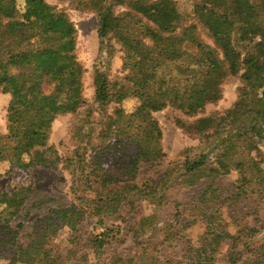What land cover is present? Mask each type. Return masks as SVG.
Returning <instances> with one entry per match:
<instances>
[{"label":"trees","instance_id":"obj_1","mask_svg":"<svg viewBox=\"0 0 264 264\" xmlns=\"http://www.w3.org/2000/svg\"><path fill=\"white\" fill-rule=\"evenodd\" d=\"M74 2L97 15L100 52L112 58L117 51L114 41L123 53V76L112 79L96 69L92 101L84 94L86 69L76 54L77 28L68 13L47 0H0V92L10 95L6 132H0V166L8 162L10 169L24 170L62 163L72 173L70 189L78 198L63 204L38 196L26 185L0 190V250L13 249L7 264H67L77 259L96 264L87 253H79L90 246L95 255L104 254L116 236L104 218L119 213L123 204L134 210L138 200L161 206L167 201L166 190L174 185L198 186V202L187 220L178 211L173 221L164 222V241L183 237L202 219L206 229L198 246L188 249L185 264H216L228 234L222 208L232 210L234 221L254 213L241 211L244 199L252 196L264 203V152L260 149L264 141V0H193L194 17L212 44L195 22H188L176 0ZM151 5L155 7L148 9ZM247 50L253 51L256 63L245 69L242 56ZM239 74L241 101L223 114L209 116L202 150L171 162L157 184L136 181L143 163H160L165 156L163 133L154 113L173 107L186 116L197 115L221 99L227 76ZM128 98L137 101L131 112L121 106ZM112 103L116 105L108 111ZM80 112L88 122L99 114L95 123L100 127V143L91 148L90 159L82 155L85 146L63 157L49 145L48 123L59 115ZM111 155L116 156L111 165L122 176L103 167ZM232 172L237 173L235 180L220 179ZM27 205L41 215L22 241L25 225L12 221ZM86 216L97 217L102 229L82 244L78 232ZM156 218L155 212L143 216L129 228L139 252L128 264L146 263L148 258L149 264H156L153 251L158 242L151 240L145 246L140 241L157 227ZM262 227L245 225L232 235L227 264L237 263L242 241L252 253L247 264H264V242L250 245ZM60 229L69 232L73 244L65 251L54 243ZM116 255L103 264H125Z\"/></svg>","mask_w":264,"mask_h":264},{"label":"rangeland","instance_id":"obj_2","mask_svg":"<svg viewBox=\"0 0 264 264\" xmlns=\"http://www.w3.org/2000/svg\"><path fill=\"white\" fill-rule=\"evenodd\" d=\"M59 9L65 10L71 20L74 22L77 28V46L76 54L78 60L84 65L86 69L83 75L84 82V94L88 100H94L95 87L93 78L96 69L106 71L110 78H118L123 76V53L120 51V45L112 42L117 51H115L112 58L109 59L108 54L100 52V38L98 36V18L93 11L83 10L76 6L74 0H47ZM177 6L181 12L185 14L188 22H195L198 25L202 37L209 43H213L209 37L207 30L204 28L201 22H199L192 12L193 0H176ZM155 6L151 5L148 9H153ZM253 51L247 50L243 53L242 59L244 60V68L251 67L256 61L254 60ZM244 71V70H243ZM243 85L242 79L239 75L227 76L222 84V97L215 103L207 105L206 109L194 116H186L181 111L167 107L161 111L155 112L154 117L159 121L163 136L161 139V145L165 156L160 163L149 164L143 163L139 170L136 181L151 182V184H157L163 176L165 170L171 162L184 159L189 153L194 156L200 152L204 147L203 134L208 130L209 116L213 114H223L228 109L234 108L236 104L241 101V87ZM10 101V95L0 92V132H6V114L7 107ZM115 103H112L108 107V111H112L115 107ZM137 105V101L134 98H128L121 103V106L126 111L131 112ZM97 108V106H96ZM94 116L98 119L100 116L96 112ZM92 121H87L83 113L77 115L65 114L59 115L54 120L48 123L51 128V137L49 145H53L59 154L63 157L68 156L73 152L77 146H85V154H82L84 158L90 159L91 148L94 144H99L97 140L99 125ZM182 123L178 124L177 121ZM260 149L264 152V141L260 143ZM84 150L81 148L80 152ZM115 155H111V159L103 164V167L109 172H112L118 176L121 175V171H118V167L111 165ZM0 190H10L11 188L19 185L31 186L38 192V196L47 195L50 198H54L63 204H72L78 201L75 193L70 189L72 184V173L64 168L62 163H59L55 168H46L43 166H34L29 169L12 168L8 162H3L0 166ZM237 178V173L232 172L220 179L231 182ZM199 187H185L174 185L166 190V202L161 206L152 205L146 200H138L134 210H131L127 204H123L120 208V212L112 217L104 218V222L108 228L115 230L116 236L110 239V243L106 246L104 254L100 257L90 249V246H83L84 251L79 255L87 253L90 262L96 264H103V260L109 259V256L122 257L125 264H128V260L131 257H135L138 253V246L135 244L132 237V231L129 229L135 223H137L141 217L150 215L152 213L157 214V227L140 238L143 245L151 243V240H155L158 244L155 246L156 250L153 251L156 264H185L187 261L188 249L191 246H198V242L201 240V236L206 229V224L202 219L186 230V234L180 238H172L170 241H164V235L162 233V227L166 220L173 221L175 215L183 213L182 220H187L190 216H193L196 211V203L198 202ZM88 194V193H87ZM80 195H83L81 192ZM28 209H25L19 215L13 219V224L17 225L19 222L24 223L25 227L20 233L22 241L28 239L33 221L36 217L41 215V211L27 205ZM241 211L253 210L254 213L247 216H240L237 220L232 221L231 209L224 207L221 210L222 215L227 222L228 234L225 235L223 243L220 246L217 254L216 264H227L230 260V245L232 242V235H238L241 228L245 225L252 227H263L256 237L250 241L252 247L257 246L264 242V203L259 202L254 197L244 199V202L240 206ZM178 226V224H177ZM102 229L101 224L98 223L97 217L86 216L84 221L79 225L78 234L82 236V244H85L88 238L94 236L95 233ZM69 232L66 229H60L57 238L54 240L61 250H66L70 245H73L68 237ZM245 243L242 241L237 248L236 255L238 260L236 264H247L249 256L252 254L251 250L244 248ZM114 253H116L114 255ZM13 255V249L0 250V264H7ZM79 257V256H78ZM139 260V259H138ZM150 258L145 261L148 262ZM67 264H85L81 260H72ZM135 264V263H132Z\"/></svg>","mask_w":264,"mask_h":264}]
</instances>
